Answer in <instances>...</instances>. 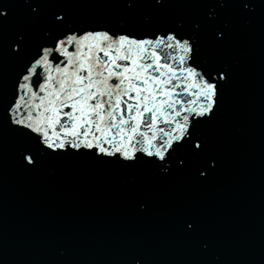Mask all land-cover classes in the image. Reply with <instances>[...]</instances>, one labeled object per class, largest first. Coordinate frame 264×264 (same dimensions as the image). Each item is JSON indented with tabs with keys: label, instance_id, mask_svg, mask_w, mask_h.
<instances>
[{
	"label": "snow or ice",
	"instance_id": "obj_1",
	"mask_svg": "<svg viewBox=\"0 0 264 264\" xmlns=\"http://www.w3.org/2000/svg\"><path fill=\"white\" fill-rule=\"evenodd\" d=\"M109 4L122 11L117 24L78 15L87 0L0 2V147L11 138L15 165L25 173L52 158L86 157L208 182L222 167L210 131L240 64L213 53L227 51L240 25L264 31V0H195L202 11L190 23L153 22L178 0ZM17 6L25 13L21 24L9 14ZM141 9L150 11L131 23ZM174 224L196 245L201 264H226L198 214L178 211ZM120 264L149 261L131 245Z\"/></svg>",
	"mask_w": 264,
	"mask_h": 264
},
{
	"label": "water",
	"instance_id": "obj_2",
	"mask_svg": "<svg viewBox=\"0 0 264 264\" xmlns=\"http://www.w3.org/2000/svg\"><path fill=\"white\" fill-rule=\"evenodd\" d=\"M87 2L76 12L89 22L123 18L109 0ZM178 4L153 22L183 17L190 23L202 11L195 0ZM149 11L139 10L130 22L141 24ZM13 13L17 24L25 21L22 7ZM213 55L240 64L221 120L210 131L222 167L208 182L86 157L52 158L25 173L15 165L9 138L0 147V264H120L131 245L149 264H201L196 245L175 228L178 211L201 217L215 239L214 255L226 264H264V31L240 25L227 51ZM61 247L67 255L58 254Z\"/></svg>",
	"mask_w": 264,
	"mask_h": 264
}]
</instances>
